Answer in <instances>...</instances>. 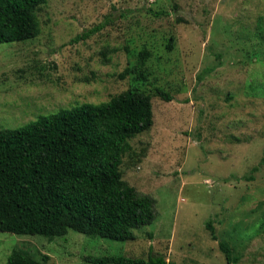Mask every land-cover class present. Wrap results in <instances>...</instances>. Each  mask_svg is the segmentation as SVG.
Listing matches in <instances>:
<instances>
[{
	"label": "rangeland",
	"instance_id": "1",
	"mask_svg": "<svg viewBox=\"0 0 264 264\" xmlns=\"http://www.w3.org/2000/svg\"><path fill=\"white\" fill-rule=\"evenodd\" d=\"M39 18L35 38L0 43V129L140 85L154 95V124L130 139L121 169L157 199V215L126 241L0 231V264L14 248L48 264L155 253L229 264L220 242L233 264H264V0H48ZM143 50L137 81L125 69Z\"/></svg>",
	"mask_w": 264,
	"mask_h": 264
},
{
	"label": "trees",
	"instance_id": "2",
	"mask_svg": "<svg viewBox=\"0 0 264 264\" xmlns=\"http://www.w3.org/2000/svg\"><path fill=\"white\" fill-rule=\"evenodd\" d=\"M47 2L0 0V43L38 36L39 12ZM139 54L138 64L125 73L143 81L141 67L149 52ZM157 94L173 99L162 88ZM153 96L135 84L108 100L60 108L21 128L0 129V231L52 240L74 229L119 241L135 239L134 229L157 215V199L125 179L121 165L133 148L130 139L154 124ZM207 227L216 239L212 220ZM220 248L229 264L238 261L227 242H220ZM48 259L14 248L5 264H48ZM87 259L96 264H174L162 253Z\"/></svg>",
	"mask_w": 264,
	"mask_h": 264
}]
</instances>
